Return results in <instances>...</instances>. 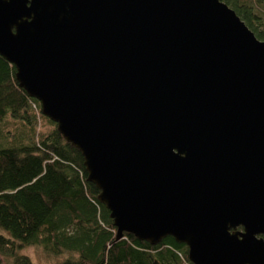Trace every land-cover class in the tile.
Instances as JSON below:
<instances>
[{"label": "water", "instance_id": "water-1", "mask_svg": "<svg viewBox=\"0 0 264 264\" xmlns=\"http://www.w3.org/2000/svg\"><path fill=\"white\" fill-rule=\"evenodd\" d=\"M0 56L117 239L264 264V41L226 3L0 0Z\"/></svg>", "mask_w": 264, "mask_h": 264}, {"label": "trees", "instance_id": "trees-1", "mask_svg": "<svg viewBox=\"0 0 264 264\" xmlns=\"http://www.w3.org/2000/svg\"><path fill=\"white\" fill-rule=\"evenodd\" d=\"M222 1L264 41V0ZM97 194L79 151L0 56V264H33L21 253L27 247L57 264H192L172 237L156 245L126 232L117 239Z\"/></svg>", "mask_w": 264, "mask_h": 264}, {"label": "rangeland", "instance_id": "rangeland-1", "mask_svg": "<svg viewBox=\"0 0 264 264\" xmlns=\"http://www.w3.org/2000/svg\"><path fill=\"white\" fill-rule=\"evenodd\" d=\"M4 234V231H1ZM21 253L27 255L32 260L33 264H57L59 259L50 258L45 255V253L37 247H27L21 251Z\"/></svg>", "mask_w": 264, "mask_h": 264}]
</instances>
